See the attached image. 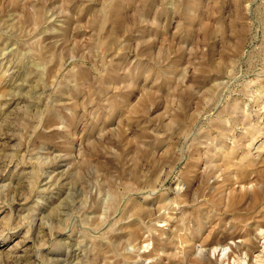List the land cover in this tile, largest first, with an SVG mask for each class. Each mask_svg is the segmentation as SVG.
Instances as JSON below:
<instances>
[{
    "label": "rangeland",
    "instance_id": "374dc122",
    "mask_svg": "<svg viewBox=\"0 0 264 264\" xmlns=\"http://www.w3.org/2000/svg\"><path fill=\"white\" fill-rule=\"evenodd\" d=\"M261 108L264 0H0V264H231Z\"/></svg>",
    "mask_w": 264,
    "mask_h": 264
},
{
    "label": "bare ground",
    "instance_id": "6f19581e",
    "mask_svg": "<svg viewBox=\"0 0 264 264\" xmlns=\"http://www.w3.org/2000/svg\"><path fill=\"white\" fill-rule=\"evenodd\" d=\"M259 105H260V103H259ZM261 110H264V109L261 108ZM243 183H247V182H243ZM252 185L253 184H251V186ZM244 186L247 187L246 184H244ZM177 188H179V187H177ZM253 200L255 202L264 200V195L262 194V190L256 189L253 192ZM260 211L262 212V214H261L260 220L259 219L257 220L258 225L256 228H254L252 231H250V233H247L246 235H243V236L234 235L232 238H230L229 243L225 246H221V244H220V246L215 245V247H213V249L211 250V253L220 259H224L227 256L228 257L230 256L231 260H232L231 264H264V207ZM160 221H163V220H160ZM164 224H165V222H164ZM159 227L162 230L163 224H159ZM143 241H145V239H143ZM203 246H205V245H203ZM196 247L198 248V246H196ZM198 250H199V248H198ZM203 250H205V249H203V248L200 249V252L202 251V253H204ZM196 252H198V251H196ZM200 252H199V254H202Z\"/></svg>",
    "mask_w": 264,
    "mask_h": 264
}]
</instances>
